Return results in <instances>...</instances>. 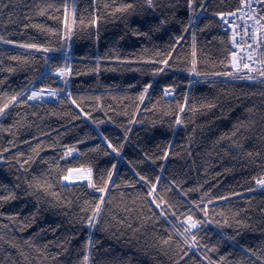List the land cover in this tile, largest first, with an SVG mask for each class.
<instances>
[{
    "label": "trees",
    "instance_id": "1",
    "mask_svg": "<svg viewBox=\"0 0 264 264\" xmlns=\"http://www.w3.org/2000/svg\"><path fill=\"white\" fill-rule=\"evenodd\" d=\"M240 1L195 0L192 12L186 0H171L174 9L167 6L170 0H157L161 7L155 10L136 0L137 9L128 13L118 10L128 0H0V103L22 90L28 100L0 114V195L16 193L0 201V264H83L89 234L91 264H264V187L254 179L264 173V69L224 74L233 72V47L217 15L237 9ZM65 3L69 24L73 5L76 10L70 39L63 38ZM46 5L54 7L41 14ZM258 15L264 16V2ZM162 17L168 22L153 31ZM23 43H43L51 51ZM263 45L264 34L260 50ZM65 55L73 68L67 85L55 73L40 78L63 65ZM162 59L168 64H160ZM193 59L196 73L188 71ZM42 85L49 86L43 91L64 89L65 95L57 101L28 99ZM145 85L150 87L141 100ZM167 85L174 86L170 97ZM177 115L184 123H176ZM240 123L245 126L232 137ZM68 148L73 153L66 156ZM81 165L93 168L97 187L104 184L101 176L107 180L113 172L104 193L75 173L62 180ZM137 173L157 183V200L162 197L172 209L155 207L146 195L150 186ZM34 178L46 181L48 190L35 182L30 189ZM101 195L100 217L90 227L86 220ZM188 215L201 223L185 233L189 240L196 236L186 244L181 233Z\"/></svg>",
    "mask_w": 264,
    "mask_h": 264
},
{
    "label": "snow or ice",
    "instance_id": "2",
    "mask_svg": "<svg viewBox=\"0 0 264 264\" xmlns=\"http://www.w3.org/2000/svg\"><path fill=\"white\" fill-rule=\"evenodd\" d=\"M243 2L245 3V6L246 7H251L250 4H248L247 0H243ZM264 2V0H257V4L259 5L260 3ZM186 3H187V6L188 8L192 11V12H195V0H186ZM143 4L147 5L148 9H152V10H155L159 7H161L160 4L157 3V0H143ZM168 7L170 8H175L176 7V4L171 2L168 3L167 5ZM50 7H54V5H46L45 7H42L40 9V13L43 14L45 13L46 9L47 8H50ZM62 7L64 8V31H63V38H66V39H70L71 37V34H72V29L74 28L75 24H76V10H75V5H73L72 7V20H71V24H69V21H68V5L67 3L63 4ZM105 7H107V5H105ZM138 5L136 3V0H128V2L120 5L119 7V11L121 12H128V13H132L134 12L136 9H137ZM140 7H143V5H140ZM201 9L204 8V5L201 4L200 5ZM239 11V9L237 10ZM174 15V13H173ZM217 15L221 16V17H224L225 16V13L223 12H220V13H217ZM229 16L232 15V13H228ZM55 18V17H54ZM100 19V17L97 15L94 17L93 20H90L89 23L90 24H96L97 21ZM246 20L248 19L247 17L245 18ZM253 19H255V16L253 17ZM261 20H264V16H261L260 18ZM83 22V21H81ZM168 21L167 19L165 18H161L159 20V23L155 24L154 28L152 29L153 31L155 30H159V28L161 26H163L164 24H166ZM189 24H191V18L189 19ZM257 24H259V27H256L255 25H253L254 29H255V32L256 33H261V29L264 28V24H260L259 21H257ZM25 27H27V25H25ZM37 27H40V25H37ZM237 27V25L235 24V22H233V29H235ZM188 30V24L184 25V31H187ZM49 31L53 32V33H56L58 30L56 28H50ZM134 31L136 32L137 35H145L147 36L148 35V32H144V33H140L137 29H134ZM244 31H245V36L247 35V23H245V28H244ZM239 35V33L233 31V35H232V42L233 44H236V47L237 48H244V44H238L236 42V36ZM182 37L180 36H177L176 37V40L179 41ZM4 37L3 36H0V40H3ZM255 39V37L253 38ZM193 41H194V44H193V47L195 46V36H193ZM11 43H17L16 41H10ZM23 47L25 48H28V49H36V50H43L45 53L51 51L50 48L46 47L45 44L43 43H23L22 44ZM169 55H171L169 53ZM252 55L253 53L252 52H248V59L251 60L252 59ZM193 56H195V52H193ZM231 57L232 59L228 61V63H230L232 66H233V69L234 71L233 72H230V73H224L225 75H236L242 68H248V69H251L252 71H255L256 69L249 63H243L241 64L239 62L240 58L237 56V52L236 51H232L231 52ZM13 59H23V60H27L28 57H19V56H14L12 57ZM50 58L45 56V62L47 64L48 60ZM65 59V63L63 65H54L52 66L50 69H47L45 72L43 73H40V78L41 79H44L46 78L47 75H49L50 73H56L58 75V78H63L64 79V82L65 84L67 85L68 84V77H70L72 74H73V68H72V65L70 63H68V59L69 57L67 55H65L64 57ZM99 59L101 58H98V61ZM115 59H120V57H115ZM125 59H127V57H125ZM160 64H164V65H167L168 64V60L167 59H162L159 61ZM223 63V62H222ZM260 63V66H261V69H264V62H258ZM196 65V60L193 59L192 60V67L188 69L189 72H193V73H196L197 72V69L195 67ZM13 69H9V71H12ZM97 71H99V65H97V68H96ZM163 71L162 68H154L153 69V72L156 73V72H161ZM78 74V73H77ZM197 75H199V73H197ZM260 76H264V70L260 71L259 73ZM249 79H255V77L249 75L248 77ZM189 83H191V81H189ZM45 87H49L48 85H42L41 88L37 89L35 87H33L31 90H30V96L28 97V99H35L37 97H43L44 95H52V96H57L59 94V91L58 89L56 88H50V91L48 93H45L43 91V89ZM150 87V85H145L144 87V90L143 92L140 93V99L143 100L144 98V95L145 93L148 91V88ZM173 90L174 91V86L173 85H167L164 89L165 91V94H168L169 90ZM67 95L69 97L72 96V93H71V90L68 89L67 90ZM23 96H24V91L22 90L21 92H17L13 95L10 96V98H8L5 102L3 103H0V114H4L5 112V109H8L9 108V105L12 104L13 102H17V103H27L28 100L26 99H23ZM19 98V99H18ZM185 102H187V95L185 96ZM72 103L76 104V106L78 108H80V105L73 99L72 100ZM207 107L211 108L213 107V105L211 103H208L207 104ZM184 108H185V105H180V111L183 112L184 111ZM80 110L83 112V108H80ZM84 115L85 116H89L90 114L87 113V112H84ZM96 123H99L98 121ZM176 123L177 124H182L184 123V121L181 119V117L179 115H177L176 117ZM244 123H240L239 127H236L234 129V131L231 133V136L232 137H237V134L239 133L240 131V128L244 127ZM224 135H228V134H224ZM224 135H222L220 137V139H223L224 138ZM105 140H108V138L105 136L104 137ZM125 138H127V133H125ZM232 144L233 145H236L237 147H242L241 144L238 143V140L237 139H232ZM108 145L110 147H115L112 145L111 141L108 140ZM97 148H99V145H97ZM117 152H119V149L116 148L115 149ZM73 151L72 148H68L65 152V155H70L71 152ZM78 151V149H77ZM249 156L252 155L251 152L247 153ZM24 154L23 153H20V156H23ZM168 155V150L166 149L165 152H164V156L167 157ZM4 157L3 156H0V160H3ZM33 157L32 156H29L28 157V160H22L20 162V166L21 167H24L25 164L28 163V161L32 160ZM151 159V157H150ZM113 168H115V165L112 166ZM161 168H163V165H161ZM67 172L69 174L67 175H64L62 177V180H71L73 179V176L71 175L72 173H75L76 174V179H79V180H84L87 182V184L90 186V187H93V188H97V191L100 192V193H104L107 188H108V183L112 181V176H113V172L112 171H108L107 172V180L104 179L103 176L100 177V179L102 181H104V184L102 187H97V184L95 182V179H94V176H93V168L91 166H88V167H84L83 165H81V167L79 169H73V168H69L67 170ZM137 175H140L141 176V179L144 180L150 187H149V190L147 192V196L151 197V200L153 202H156L155 203V207L157 208H160V211L163 212L164 209L160 207L161 204H165L169 209H172V205L169 204L166 200H164L162 197L159 199V201L157 200V196L155 194L156 192V189H157V183H153L149 178L148 176L146 175H141L140 173H137ZM255 179V182H256V185L257 186H260V187H264V173H262L259 177H254ZM156 180L157 182H159L160 180V177L157 176L156 177ZM33 182H35L36 184V188L37 189H43L44 191H47L48 188L50 187V185L47 184V182H41L39 179H36L34 178V181H28V185H29V188L31 189L32 188V185H33ZM125 183H131L130 181H126ZM173 184H176V181L173 180L172 181ZM113 186H115V184H113ZM16 188L19 187V185L17 184L15 186ZM177 187H179V185H177ZM26 195L28 193H25ZM16 198V193L15 191H9L7 193V195H0V201H6V200H9V199H15ZM216 199H219V197H216ZM87 203V202H86ZM104 203V196L101 195L100 196V199L98 202L95 203V206L91 209V215L88 216L87 220H86V223L90 226V227H95L96 226V222L98 221L99 217H100V213H101V206L102 204ZM192 204L193 205H196V207H200L196 201H192ZM152 204L150 203L149 204V207H151ZM206 207V206H205ZM201 211L204 212V215L205 216H208V213L206 211H204L203 208L200 209ZM175 212V210L173 209V213ZM0 215H3V213H0ZM14 215H19L18 213L14 214ZM165 215H167V213H165ZM185 220L188 221V224L185 226V232L184 233H181V235L185 236V243H195L196 242V236L193 234L191 236V240L188 239L187 235H185V233H191L193 229H198V226L199 224L201 223L200 220L196 219L194 216L192 215H188V216H185L183 217ZM214 223H216V221H213ZM224 223H227V221L225 220ZM238 223H243L242 221H239ZM176 231H179V229H176ZM169 239H171V237H169ZM165 243H167V241H164ZM94 246V241H93V238L91 236V234H89V237L86 241V252L85 254L83 255L82 257V261H83V264H91L90 262V255H91V250H92V247ZM213 250H215L216 246L213 245ZM197 249H199V246L197 245ZM249 252L252 251V249H248ZM185 255H187V253H185ZM205 259L207 260L208 257H205ZM221 260L224 259V257H221L220 258ZM217 264H219V262H217Z\"/></svg>",
    "mask_w": 264,
    "mask_h": 264
},
{
    "label": "built area",
    "instance_id": "3",
    "mask_svg": "<svg viewBox=\"0 0 264 264\" xmlns=\"http://www.w3.org/2000/svg\"><path fill=\"white\" fill-rule=\"evenodd\" d=\"M248 4L251 5V7H246L245 3L243 1L240 2V8L239 11H233L231 16L228 15V13L225 14L224 17L221 18V30L225 33H228L232 40L233 31L239 33V35L236 36V42L238 44H244V48H237L236 44H233L234 50L237 52V56L242 60L240 62L243 63H249L253 67L256 65V50L252 49L249 39V34L251 31L255 32V29L253 25L256 27H259V24H257L258 18L256 16L255 11V5L253 0H247ZM255 16V19L253 17ZM248 18L247 20L245 18ZM233 22L237 25L235 29H233ZM245 23H247V35L245 36ZM248 52H252V59H248Z\"/></svg>",
    "mask_w": 264,
    "mask_h": 264
},
{
    "label": "bare ground",
    "instance_id": "4",
    "mask_svg": "<svg viewBox=\"0 0 264 264\" xmlns=\"http://www.w3.org/2000/svg\"><path fill=\"white\" fill-rule=\"evenodd\" d=\"M241 1H243V0H241ZM240 1V2H241ZM253 2H254V5H255V11H256V16H257V18H258V21L260 22V24H262V21H261V19H260V17H259V15H258V10H259V6H260V4L258 5L257 4V0H253ZM240 8V3H239V6L237 7V9H235V10H230V11H225V12H223V13H230V12H233V11H236V10H238ZM218 17H219V20H220V29H221V16H219L218 15ZM262 34H263V28L261 29V33H256V32H254V31H251L250 32V34H249V39H250V44H251V47H252V49H254V50H256V53H255V56H256V65L258 64V62H259V53H260V47H261V44H262ZM255 37V39H253ZM231 44H232V40H231ZM232 47H233V45H232ZM233 51H235L234 50V48H233ZM231 59H232V57H231ZM242 60L240 59V62H241ZM255 65V66H256ZM230 66H231V69L234 71V69H233V66L230 64ZM254 66V67H255ZM247 69L246 68H242L240 71L241 72H243V71H246ZM239 71V72H240ZM55 75H56V73H55ZM57 76V75H56ZM63 79V78H62ZM45 93H48L49 91H44ZM62 92H64V89H62V90H60L59 91V94L57 95L59 98H60V96H61V94H62ZM169 94L172 96V93L171 92H169L168 94H167V96H169ZM57 96H52V95H44L43 97H37V98H35V99H30L32 102H34V101H36V100H46V101H55L56 99H57ZM170 97V96H169ZM58 98V99H59ZM200 227V225L198 226V228Z\"/></svg>",
    "mask_w": 264,
    "mask_h": 264
},
{
    "label": "rangeland",
    "instance_id": "5",
    "mask_svg": "<svg viewBox=\"0 0 264 264\" xmlns=\"http://www.w3.org/2000/svg\"><path fill=\"white\" fill-rule=\"evenodd\" d=\"M201 13H199L198 15H200ZM263 34H264V32H263ZM263 49V50H262ZM259 62H264V45L262 46V48H261V50H260V53H259ZM256 70L255 71H252L251 69H248V68H246L247 70H246V72H238V73H248V74H253V73H256V72H259L260 70H262L261 69V66H260V63H258L255 67H254ZM57 75V74H56ZM58 76V75H57ZM62 96H64L65 95V92H62V94H61ZM169 96H171L170 94H169ZM58 96H57V99L55 100V101H57L58 100ZM44 101H46V100H44ZM71 153H73V151L71 152ZM185 223H186V225L188 224V221L186 220L185 221ZM200 225V224H199ZM194 230H196V229H193L192 231H194Z\"/></svg>",
    "mask_w": 264,
    "mask_h": 264
}]
</instances>
